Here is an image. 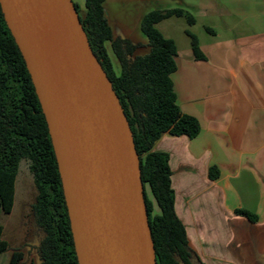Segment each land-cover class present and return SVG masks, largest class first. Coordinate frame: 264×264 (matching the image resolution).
<instances>
[{
    "label": "crops",
    "instance_id": "1",
    "mask_svg": "<svg viewBox=\"0 0 264 264\" xmlns=\"http://www.w3.org/2000/svg\"><path fill=\"white\" fill-rule=\"evenodd\" d=\"M169 8L194 19L173 15L156 26L177 45L172 73L177 102L200 123L193 138L165 133L154 145L170 154L176 212L204 264H264V0L104 2L113 38L142 44L148 42L143 16ZM199 23L203 36L194 30ZM188 30L205 58L195 57ZM106 46L119 73L111 41ZM237 208L255 213L257 220Z\"/></svg>",
    "mask_w": 264,
    "mask_h": 264
},
{
    "label": "trees",
    "instance_id": "2",
    "mask_svg": "<svg viewBox=\"0 0 264 264\" xmlns=\"http://www.w3.org/2000/svg\"><path fill=\"white\" fill-rule=\"evenodd\" d=\"M105 0H85L79 11L91 47L112 81L130 123L140 157L144 196L154 241L157 264H204L189 245L184 223L175 208L170 154L154 149L163 134L187 135L200 132L198 119L184 113L178 102L172 73L177 68V45L156 24L173 15H186L183 9H154L141 22L148 37L146 44L112 36L105 16ZM196 58H205L197 36L187 31ZM120 63L115 71L106 42ZM144 53H137L141 47ZM22 159L30 162L37 186L33 215L40 233L34 247L40 264H79L65 200L58 162L48 124L31 74L20 48L6 22L0 4V253L9 248L3 238L2 213L11 212L15 183ZM211 168L210 176L217 175ZM235 211L257 220L247 209ZM23 252L14 250L9 264H21Z\"/></svg>",
    "mask_w": 264,
    "mask_h": 264
},
{
    "label": "water",
    "instance_id": "3",
    "mask_svg": "<svg viewBox=\"0 0 264 264\" xmlns=\"http://www.w3.org/2000/svg\"><path fill=\"white\" fill-rule=\"evenodd\" d=\"M55 150L79 264H157L140 157L73 0H0Z\"/></svg>",
    "mask_w": 264,
    "mask_h": 264
},
{
    "label": "rangeland",
    "instance_id": "4",
    "mask_svg": "<svg viewBox=\"0 0 264 264\" xmlns=\"http://www.w3.org/2000/svg\"><path fill=\"white\" fill-rule=\"evenodd\" d=\"M73 2L78 5L81 13L85 11V0H73ZM180 21L185 23L182 19ZM194 30L200 36L205 34L201 23L197 24ZM167 34H171V32L167 31ZM180 34L181 37H186L184 33L181 32ZM37 192L34 176L30 170V162L27 159H22L15 183L13 208L11 212L1 215L3 238L9 242V248L0 253V264H9L14 250L23 252L21 264H40L39 255L34 247L40 237L33 215V204Z\"/></svg>",
    "mask_w": 264,
    "mask_h": 264
}]
</instances>
